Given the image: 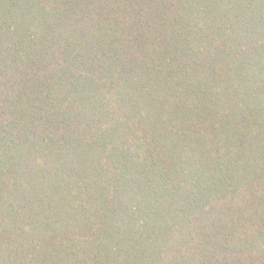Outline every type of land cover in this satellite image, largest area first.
Returning a JSON list of instances; mask_svg holds the SVG:
<instances>
[{
    "label": "trees",
    "instance_id": "1",
    "mask_svg": "<svg viewBox=\"0 0 264 264\" xmlns=\"http://www.w3.org/2000/svg\"><path fill=\"white\" fill-rule=\"evenodd\" d=\"M0 264H264V0H0Z\"/></svg>",
    "mask_w": 264,
    "mask_h": 264
},
{
    "label": "rangeland",
    "instance_id": "2",
    "mask_svg": "<svg viewBox=\"0 0 264 264\" xmlns=\"http://www.w3.org/2000/svg\"><path fill=\"white\" fill-rule=\"evenodd\" d=\"M121 189L125 190V189H126V187H125V186H123Z\"/></svg>",
    "mask_w": 264,
    "mask_h": 264
}]
</instances>
